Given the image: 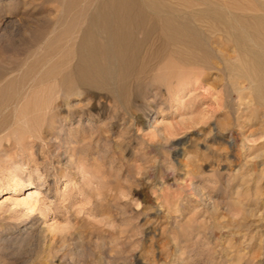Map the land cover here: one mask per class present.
Returning <instances> with one entry per match:
<instances>
[{
    "label": "rangeland",
    "instance_id": "rangeland-1",
    "mask_svg": "<svg viewBox=\"0 0 264 264\" xmlns=\"http://www.w3.org/2000/svg\"><path fill=\"white\" fill-rule=\"evenodd\" d=\"M162 1L188 15L208 64L166 44L119 102L65 78L96 0H0V189L21 179L0 193V264H264V0ZM35 167L45 205L26 211L13 198Z\"/></svg>",
    "mask_w": 264,
    "mask_h": 264
},
{
    "label": "bare ground",
    "instance_id": "bare-ground-1",
    "mask_svg": "<svg viewBox=\"0 0 264 264\" xmlns=\"http://www.w3.org/2000/svg\"><path fill=\"white\" fill-rule=\"evenodd\" d=\"M227 15L228 14L226 15L218 14L216 16L234 25L235 22H237V19L234 20L231 15L230 16L232 18L228 17ZM84 18L86 23L80 29L78 35L76 36L77 38L76 39L74 38L75 41L71 47L72 52L76 58L75 64L72 67V73H70V76L65 75V78L70 77L71 80L69 79V82L71 81L70 83L76 86L77 89H79L76 95L77 94L80 95L83 93H90L94 90H100L105 92L113 100H117L119 102L125 101V99L128 96V91H129L128 89L130 86L129 78L135 74H141L143 71H145L148 61L153 60L154 58L158 59L159 55H161L162 51L165 49L166 44L172 45L174 46V48H176L174 51L176 54L179 55L178 57L179 60H182L184 58L183 61L185 60L188 61L190 60V62L200 61L201 65L205 63L208 64L206 61L207 58L210 56V50L206 45V43L204 42L203 38L201 37L199 31H197L194 25L192 24L188 15L182 14L177 9L176 10L170 9L162 0H96L94 6L86 13V17ZM258 22L259 25H264V14L258 16ZM236 25L238 26L239 24H235V27ZM246 27L247 26H245V28ZM241 28L242 26L238 30H240ZM64 29L66 30L68 28L64 27ZM242 29L244 31V28ZM248 29L249 28H247V30ZM263 31L261 33L262 34L261 36H263L264 38ZM67 32L65 31V33ZM136 33H140L141 38H137ZM232 33L234 34V32ZM242 33L244 34V32ZM252 33L253 32H251V34ZM154 34H158L159 37L162 38V41L152 51H150V53H144L142 55L143 47L146 45V43L151 39V37ZM233 34H231V36H233ZM243 34L241 36L243 38H247L246 35L243 36ZM68 35H72V34L69 33ZM241 36L239 35L238 37L240 38ZM248 37L249 39H251L250 37H252V35H249ZM255 37L260 38L257 35L254 36V38ZM254 38L252 40H254ZM258 38L257 39L255 38L256 41L258 40ZM67 40L69 41V39ZM67 42L65 40V44H68ZM52 43H54V39ZM52 43L50 42L49 44L53 45ZM255 43L256 44L260 43L258 44L259 46L257 48V52L253 57V66L255 67L256 70L255 75L257 76L256 90L260 95V94H264V80L262 79V76L264 75V42L258 41ZM70 50L69 49L65 50L66 55ZM51 66L53 67L55 65L52 64ZM55 67L53 69H55ZM246 67L248 68L249 66L247 65ZM53 69H51V71ZM25 75H27V77L29 76L28 74ZM25 75L23 77H25ZM46 75L48 76V74ZM46 75L44 74L43 76ZM256 76H254L255 77L254 79H256ZM16 78H14V81ZM18 79L21 80L18 77L17 81ZM6 84L8 85V87L11 86L9 83ZM13 85L14 84H12L11 87L12 89H14ZM1 86L3 88V85ZM8 89H4V90L6 91ZM5 91H4L5 95H2L3 97H1L3 99L5 96H7L6 94L11 90H8V92ZM1 93L3 92L0 91V96ZM49 93H51V91ZM13 95H17V93L16 94L14 93ZM23 95L24 94H22V96ZM41 95L43 94H41L40 92V98ZM49 95L51 94H48L47 96L49 97ZM68 95L70 94H67V104H70L71 100L69 101ZM26 96H28L27 93L24 97ZM35 96L37 95L35 94ZM262 96L264 97V95ZM20 100L21 98L18 100L16 99V101L18 102ZM20 103L21 102H19V105ZM78 120H79L78 122L80 123L81 122L80 119ZM0 122L3 123L2 119ZM68 163H71L69 159L65 162V164L68 165ZM36 167H35L36 169L35 175L38 176L39 179L38 183L34 184L32 182L33 180L30 178L27 179L26 181L24 180L25 182L20 186V189L21 188L25 189L28 187L27 190H25V193L27 194L25 196L13 198V204L24 208V210L26 211H30V210L32 211L36 208H39L41 205L42 206L45 205V200L44 198L41 197V195H42V187L44 185L46 177H43L42 173H40L39 169ZM18 179L21 180L18 177L10 176L7 182V186L5 188H1L0 193L6 195L11 191H16L15 185L18 184L19 181ZM24 238L22 239V241L24 240ZM17 239L19 240V238Z\"/></svg>",
    "mask_w": 264,
    "mask_h": 264
}]
</instances>
